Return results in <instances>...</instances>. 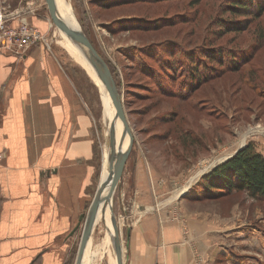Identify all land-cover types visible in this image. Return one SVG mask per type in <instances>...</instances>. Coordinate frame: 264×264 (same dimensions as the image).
Returning <instances> with one entry per match:
<instances>
[{
  "label": "rangeland",
  "instance_id": "rangeland-1",
  "mask_svg": "<svg viewBox=\"0 0 264 264\" xmlns=\"http://www.w3.org/2000/svg\"><path fill=\"white\" fill-rule=\"evenodd\" d=\"M68 1L82 30L108 63L122 94L134 134L126 172L141 158L148 167L166 176L169 185L178 180L181 171L189 172L191 176L184 182L188 188L197 185L249 142H254L257 148L261 144L264 149V46L255 47L258 38L255 31L264 26V14L256 17L251 12L237 9L238 12H233L229 7L233 0H126L123 4L117 0ZM253 1L264 4V0ZM3 4L11 9H24V15L38 14L45 20L46 30L42 32L47 37L45 44L67 68L94 116L100 184L108 148L113 144L117 149L124 143V129L118 134L117 144L115 139L111 141V129L118 133L117 120L114 114L109 123L105 120L104 92L77 50V58L72 54L74 48L51 19L46 0H23L19 4L5 0ZM226 21L243 29L229 28ZM232 47L256 50L252 59L233 71L225 68L228 60L221 65L209 57L211 52L220 55L215 56L216 60L225 57ZM159 56L163 57L168 72L170 60L177 68L166 89L159 78L142 70L146 69L142 61L160 70L154 62ZM205 64H215V68L207 67L210 76L192 90L189 80L194 78L193 65L202 73ZM212 73L217 77H211ZM124 175L123 172L112 200L118 222ZM171 196L168 189H154L149 204L152 208L163 207ZM194 201L190 208L242 222L240 229L246 232L241 236L225 235V248L220 249L215 264H264L263 201L245 193ZM107 233L103 222L94 226L90 264H114L115 251ZM81 234L82 227L67 256L71 264H75ZM120 235L124 237L123 231Z\"/></svg>",
  "mask_w": 264,
  "mask_h": 264
},
{
  "label": "crops",
  "instance_id": "crops-1",
  "mask_svg": "<svg viewBox=\"0 0 264 264\" xmlns=\"http://www.w3.org/2000/svg\"><path fill=\"white\" fill-rule=\"evenodd\" d=\"M21 18L46 30L38 14ZM93 117L67 68L45 43L24 54L0 48V264H71L67 256L85 217L71 232L99 185ZM258 150L264 154L261 144ZM124 174L120 222L116 217L124 234V264H215L225 235L246 234L242 222L190 208L195 201L186 194L195 185H184L189 172L181 171L169 185L138 158ZM157 188L173 196L152 208ZM90 241L82 264L93 259Z\"/></svg>",
  "mask_w": 264,
  "mask_h": 264
},
{
  "label": "trees",
  "instance_id": "trees-1",
  "mask_svg": "<svg viewBox=\"0 0 264 264\" xmlns=\"http://www.w3.org/2000/svg\"><path fill=\"white\" fill-rule=\"evenodd\" d=\"M117 1L122 4L126 2V0ZM229 7L233 12H251L252 16L256 17L264 14V4H257L253 0H233L232 3L229 4ZM226 22L228 23L226 25L227 27L235 28L236 31H240L241 29H243V26H232L231 24H229V21ZM255 32L257 33L258 37L255 47L261 48L264 46V26H260V28H258ZM255 50L256 48L254 50H251L250 52V50L248 49L232 47L230 51L228 50L225 57H220V59L218 58V60H216L215 56H217L218 54H213V52L211 51H209V53H212L209 54V57L212 58L213 62L218 61V63L221 65H223L222 62L228 60V63L225 64V68L233 71L239 70L238 67H240L241 64L248 61V59H252ZM219 51L222 50L219 49ZM194 57L195 56H193L192 59H194ZM162 59L163 57L159 56L154 61L155 64L158 65L157 67H160V70H157L156 66L145 63V61H142L141 64H144L143 67H146V69H142L144 74L153 76L155 77V79L159 78L160 85L162 87L164 86V88L166 89L168 79L170 77H173V75L177 73V68L176 64L173 63V60H170L168 62V65L170 66V72H168V68L166 64H163L164 61ZM199 59L200 57L197 58V60ZM238 59H240L239 62H237ZM214 65L205 64L202 73L199 72V68L196 67L197 65H193L194 69H192V77L194 78H191L189 80V84H192L193 87L192 90L197 86L199 87L203 81L208 79L207 77H209L210 75L208 76V73L206 72L207 67L211 70L215 68ZM222 70L223 68L217 71L221 72ZM212 74L214 75H212L211 77L216 76L215 73ZM96 159L98 162L97 148ZM238 193H245L253 199L264 202V154H262L258 150L254 142H249L245 147L237 151L233 157L219 164L211 172L205 175L202 180L193 187L192 191L187 194V198L190 200H215L221 197L231 196Z\"/></svg>",
  "mask_w": 264,
  "mask_h": 264
},
{
  "label": "water",
  "instance_id": "water-1",
  "mask_svg": "<svg viewBox=\"0 0 264 264\" xmlns=\"http://www.w3.org/2000/svg\"><path fill=\"white\" fill-rule=\"evenodd\" d=\"M46 2L47 8L50 12V16L54 24L59 29H61L81 49L83 54L87 57V59L93 66L96 74L105 85V88L116 107V114L121 119L125 128L124 137H126L127 135L129 138V143L125 150L122 149L121 145L116 149V147L111 144V161L109 162L110 175L107 179L101 180L100 184L98 185L95 196L89 206L86 216L84 214L80 216L78 224L73 228L71 232L74 233L81 226V221L85 217L75 264H82L86 247L88 246V243L91 239V231L98 217L100 208L103 205V209H105L108 204L111 208L112 223L115 230V232L111 235L112 242L115 247L119 264H124L123 244L121 240L120 229L117 225L116 215L113 211L112 205V200L116 187L120 178L123 175L128 157L130 155L134 143V134L126 115L123 97L108 63L98 52V50L93 45L92 41L87 36V34L82 30V28L78 29L72 27L60 16L56 5V0H46ZM111 133V141H113L114 132L112 131V129ZM106 190H108V194L102 196Z\"/></svg>",
  "mask_w": 264,
  "mask_h": 264
},
{
  "label": "bare ground",
  "instance_id": "bare-ground-1",
  "mask_svg": "<svg viewBox=\"0 0 264 264\" xmlns=\"http://www.w3.org/2000/svg\"><path fill=\"white\" fill-rule=\"evenodd\" d=\"M56 5H57V9H58V12H59L60 16L69 25H71L72 27L78 28V29L81 28V26L79 25L77 19L75 18L74 14L72 12V6L70 5L68 0H56ZM66 37L68 39V42H69L70 46H72L74 48V51L72 52V54L75 56V58H77L78 54L75 51V50H77V52L84 59L85 62L83 64L88 69L89 74L91 75V77L94 79V81L99 85V87L104 92V95H105L104 96V101H105V109H104L105 116L104 117H105V120L107 121V123H109V121H110L111 117L113 116V114H114V116H115V118L117 120L116 130L118 131V133L114 134V139L116 140V144H117L118 134H119L121 128H123L124 131H125V128L123 126V123H122L121 119L116 114V112H117L116 111V107H115L113 101L111 100V98H110V96H109V94H108V92H107V90L105 88V85L103 84V82L100 80V78L96 74L93 66L91 65V63L89 62L87 57L83 54L81 49L67 35H66ZM128 143H129V138L126 135L125 141L121 145L123 150H125L127 148ZM110 158H111V149L108 148L106 160L104 161V164H103V167H102V180L107 179L109 177V175H110V166H109V162L111 161ZM107 194H108V190H106L103 193L102 196H105ZM101 222H103L107 226V229H108V233L107 234H108L109 238H111V235L115 232V230H114V226H113V223H112V212H111V208H110L109 204L105 207V209H103V205H102V207L100 208V211L98 213V217H97V219L95 221L94 226L97 225V224H100ZM94 226L92 228V231L94 229ZM111 240H112V238H111ZM114 263L115 264H119L117 254H116V259L114 260Z\"/></svg>",
  "mask_w": 264,
  "mask_h": 264
},
{
  "label": "built area",
  "instance_id": "built-area-1",
  "mask_svg": "<svg viewBox=\"0 0 264 264\" xmlns=\"http://www.w3.org/2000/svg\"><path fill=\"white\" fill-rule=\"evenodd\" d=\"M22 14H24L22 8L11 9L7 4L0 7V48L24 54L39 42L47 44L46 34L22 19ZM3 158L4 153L0 151V163Z\"/></svg>",
  "mask_w": 264,
  "mask_h": 264
}]
</instances>
